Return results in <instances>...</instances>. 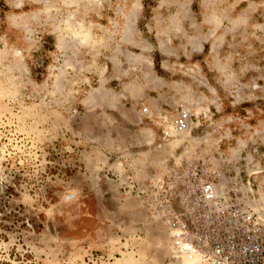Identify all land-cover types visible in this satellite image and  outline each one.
I'll return each mask as SVG.
<instances>
[{
  "label": "rangeland",
  "instance_id": "1",
  "mask_svg": "<svg viewBox=\"0 0 264 264\" xmlns=\"http://www.w3.org/2000/svg\"><path fill=\"white\" fill-rule=\"evenodd\" d=\"M200 167L264 202V0H0V264H192Z\"/></svg>",
  "mask_w": 264,
  "mask_h": 264
},
{
  "label": "built area",
  "instance_id": "2",
  "mask_svg": "<svg viewBox=\"0 0 264 264\" xmlns=\"http://www.w3.org/2000/svg\"><path fill=\"white\" fill-rule=\"evenodd\" d=\"M189 119L180 108L174 129H185ZM160 131L170 136L166 128ZM245 183L209 167L186 174L165 204L171 248L196 255L194 264H264V215L257 218L253 209L256 190L263 188L253 190L252 183Z\"/></svg>",
  "mask_w": 264,
  "mask_h": 264
},
{
  "label": "bare ground",
  "instance_id": "3",
  "mask_svg": "<svg viewBox=\"0 0 264 264\" xmlns=\"http://www.w3.org/2000/svg\"><path fill=\"white\" fill-rule=\"evenodd\" d=\"M188 111H189V109L187 108V107H185ZM189 113H190V111H189ZM191 114V113H190ZM190 121H191V119H189V121H188V123H190ZM166 129H167V127H165ZM187 129V127L185 128V129H183V130H180V131H177V132H181V131H184V130H186ZM241 188H242V186H241ZM257 193V192H256ZM257 196H259L260 197V194H258L257 193ZM259 197H257V202H258V205H256V206H253V209L256 211V215H257V218H261L263 215H264V212H263V210H264V202L262 201L263 200V198H262V196L259 198ZM261 206H263V207H261ZM260 209H261V211H260ZM174 250H175V252H177V253H181V254H183L181 251H179V250H176L175 248H174ZM197 259V258H196ZM196 262V260L192 263V264H194Z\"/></svg>",
  "mask_w": 264,
  "mask_h": 264
}]
</instances>
